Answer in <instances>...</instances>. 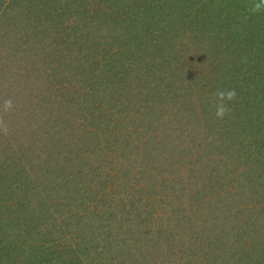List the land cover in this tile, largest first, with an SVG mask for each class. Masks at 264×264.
I'll return each instance as SVG.
<instances>
[{"label":"rangeland","instance_id":"obj_1","mask_svg":"<svg viewBox=\"0 0 264 264\" xmlns=\"http://www.w3.org/2000/svg\"><path fill=\"white\" fill-rule=\"evenodd\" d=\"M22 2L26 8L27 0ZM2 3L5 11H1ZM17 3L0 0L4 21L10 12L24 13L13 15L11 22L21 29V37L13 40V34L6 31L3 41H7L0 39V264H51L58 258L69 264H259V259L264 264V243L254 244L253 252L241 255L243 260L232 256H240L236 249H241L243 229L251 225L255 237L264 234L260 219L264 209L256 221L253 208L264 205V143L261 135H253L257 115L264 114V66L247 58L238 60L234 52L244 45L238 46L239 41L258 36L243 55L254 51L264 58V34L261 37L259 30L264 27V0H170L174 13L159 8L161 19L151 20L154 25L148 28L153 34L142 35L138 45L123 44L121 73L116 71L119 82L96 65L86 67L83 57H75L78 48L72 42L65 47L50 43V37H60L50 32L47 21L44 31L49 39L38 45L29 40L39 2L30 12L18 7L13 11ZM75 9L92 19L94 5L88 1H78ZM175 12L188 31L177 26ZM126 13L119 10L117 16H107L118 22L127 19ZM168 20L170 25L163 26ZM77 21L73 15L62 20L61 36L77 41L72 36ZM225 21H229L223 29L228 36L224 34L222 40L218 30ZM102 24H107L105 18ZM164 31L170 37L160 42L158 36ZM92 37L98 47L102 37ZM148 39L159 42L152 46L154 62L149 58ZM116 43L111 51L120 46ZM181 44H188L186 54L176 53ZM232 44L237 45L232 48ZM226 45L231 46L227 54L215 55V49ZM137 50H145L144 56H136ZM48 51L53 55L48 62L57 59L47 70L42 59ZM112 55L106 52L100 60L116 64ZM168 84L179 85L183 92L169 98L176 108L157 106L168 93ZM17 96L23 97L21 102ZM183 97L192 102L186 105ZM41 99L52 101L53 106L41 104ZM85 99L93 100L89 107L80 112L72 109L73 115L59 123L57 116L65 117L71 110L64 103L84 104ZM6 101L11 102L10 109L17 107L14 112L10 113ZM241 102L247 110H241ZM220 108L224 113L218 116ZM36 111L40 116L32 117ZM45 129L57 132L53 140L44 134ZM90 170L108 174L110 180L122 174L129 185L117 193V210L124 207L130 213L133 207L134 213L144 214L148 231L140 224H128L126 229L132 228L133 235L128 245L119 244L123 235L113 226L118 220L126 223L127 215L121 211L115 217L99 216L105 213L101 212L103 200L96 203L86 195L92 179L80 181L88 178ZM66 189L74 191L68 200L81 206L86 202L88 209L97 207L87 214L95 215L93 223L87 217L89 226L67 223L60 216L45 223L32 215L37 210L45 212L44 216L53 210L56 216L65 214L60 206ZM81 195L84 200L76 199ZM43 226L50 233L36 231ZM54 230L59 232L54 234ZM148 239L155 248H146Z\"/></svg>","mask_w":264,"mask_h":264},{"label":"trees","instance_id":"obj_2","mask_svg":"<svg viewBox=\"0 0 264 264\" xmlns=\"http://www.w3.org/2000/svg\"><path fill=\"white\" fill-rule=\"evenodd\" d=\"M15 1H17L19 3L15 4L11 7V9L13 11H15V9H16L15 7H18L21 9L25 8V6L23 5L24 2H22L23 0H15ZM37 1L39 3L36 4ZM78 1L80 2L81 0H78ZM78 1L77 0H27V2H26L27 6L25 9L28 8V12H30V10L34 7L35 4H36L35 6L39 8V13H38L39 15L35 19V22L33 23V25L30 26L31 33L30 32L28 33V39L29 40L31 39V41L33 39L35 41L36 45H38L39 42L45 41L47 38L49 39L48 34H46V32L44 31V27L46 26V21H47L50 24V26H49V30H51L50 32L53 35L59 34V37H60L59 40H57L55 37H50L51 38V40L49 39L50 43L56 42V46H57V43L59 42L61 47H65L72 42V45H76L74 47L78 48L79 54L74 53L75 57H77V58L83 57L85 59L84 65L86 67H88V65L95 67V65H96L98 67V69H100L102 71V73L104 75L106 74V71L110 72V75H112L116 79L117 82H119V77H118L119 73L117 74L116 71L119 69H122L121 66L119 65L120 64L119 60L123 56V53H124L125 45L123 46V44L126 42H132V43L138 45V42H141V36L142 35H145L147 33H151V34L154 33L152 30H151V32H149L148 28H149V26L154 25V23H152V25H151V20L153 21V20H157L160 18L159 8L161 10L166 9L169 12H170V9H172L170 7V4H171L170 0L169 1H166V0H162V1L161 0H83L86 2L88 1V3L94 5V9L91 12L92 19H89L88 17L85 16L84 13H81L79 11L78 12L75 11L76 10L75 8L78 6ZM110 2L112 4H110ZM2 5H3V3L1 4V6ZM4 8H7V7L3 5L1 8V11H5ZM106 9L110 10V13H107ZM119 10H123V11L126 10L127 11V13H128L127 19H125V20L123 19V20H120L118 22H117V20L109 19V17L107 15L112 14L113 16H117L118 15L117 12H119ZM171 11H172V13H174L173 9ZM227 11H229V9ZM10 13L12 15L9 18H7L5 21L0 18V39H2L1 43L7 41V40L3 41V37L6 33V31L13 34V36H12L13 40L16 38V36L17 37L20 36V30L21 29L19 30V28L16 27L14 25V23H11V22L14 19L13 15H15V16L18 15V17H21L24 13L23 12H21L20 14H18V13L14 14L12 12H10ZM69 15H73V17L76 18V21L79 19L77 21V28H73V30H72V36H74L75 40H77L75 42L72 41V39L70 38V35L61 36L63 33V30H64V27L62 25V20L63 21L67 20ZM24 17L27 18V15L25 14V16H23V18ZM104 18H105V21L107 22V24H102V22L104 21ZM173 18H175L177 20V26L179 28L187 30L186 26H185L186 22L184 20L180 19V16L178 15V13L176 14V12H175V14L173 15ZM16 21L18 23L20 22L19 20H16ZM158 22H159V20H158ZM228 22L225 21L224 24L222 25V27L218 30L222 40H224V38H225L224 34H227L226 32H228L227 30L226 31L223 30V29L227 28ZM164 24H167V26H169L170 21L169 20L165 21L162 25L164 26ZM225 25H226V28L224 27ZM262 26L259 27L261 37L264 34V32H263L264 27H262ZM26 31H28V30H26ZM52 34H50V36ZM93 34L98 35V36L103 38V39L99 38L100 42L97 43L98 47L94 44V37H92ZM156 34H157L156 36L159 35L158 33H156ZM169 34H170V32H166V31L162 32V34L158 36V38H160V42H161V40H162V42L167 41L166 38L170 37ZM29 35H31V37H29ZM227 36H228V34L226 35V39H227ZM256 37H258V36H255L254 39L251 38V40L246 38V39H242V41H239L238 46L241 44H244V45L240 46V48H238L237 51L234 50V52L237 53V54H235V56L238 60H240L241 58H247V59H250V61L253 60L257 64L264 66V58L262 59L260 56L255 54L254 51L250 52L248 55H243L247 51V50H244V48L246 46H248L249 44L251 45L256 40ZM137 38H139V39H137ZM143 39H144V37H143ZM149 40H151L150 41V49H149V51L151 53H149V58H152L156 55V52L152 46L154 44H158L159 42H156V40L153 41L152 39H148L147 43H149ZM60 41H62V42H60ZM115 43L120 44V46L117 45L116 49L111 51L109 48H111V46H115L114 45ZM228 43L229 42H227L226 44H228ZM59 44H58V46H59ZM94 45H95V47H94ZM127 45L128 44L126 43V46ZM182 45L183 44H181V47L177 48L176 53L180 52L181 54L182 53L186 54L189 51L188 44L183 45V46ZM236 45L237 44H232V48H235ZM230 48H231L230 45H226L225 47L221 46V47L215 49L214 53L217 56L222 55V54H227L226 50H231ZM126 50L129 52V50L127 48H126ZM248 50H251V48H248ZM160 51H161V49H160ZM106 52H111L113 54L112 56H114V61L116 62V64H114L113 62H108L109 60L108 61L107 60H104V61L100 60V59L104 58ZM131 52H129V53H131ZM144 52H145V50H142V52H140L139 50L135 51L136 56L137 55L138 56H142V55L144 56ZM50 53L51 52H49V55H46L43 59L40 58L45 63L44 64L41 61L42 64H44L46 66L47 70L49 69L52 62L57 59L56 57H52V60L48 62L46 59L48 57L53 56ZM132 54H133V52H132ZM19 56H21V57L23 56L22 51H21V54ZM124 57H125V55H124ZM98 60L100 62H98ZM152 60H153V58H152ZM153 62H154V60H153ZM173 63L174 62H171V65H173ZM28 70H29V68H28ZM119 72L121 73V70H119ZM100 76H103V75H98L97 77H100ZM128 81L131 82L129 78H128ZM168 85L169 86L168 87L166 86L167 89L165 91L166 93L167 92L168 93L166 95L162 96V97H164V99L162 98L163 101L160 100V104L157 105V106H160V108H162L164 106L169 107V108H176L175 102H173L174 105H171L173 103L169 101V98H171V95L176 93V92H179L176 95H179L182 92L179 85H177V84H173V86L171 84H168ZM112 86H115V87L119 86V83L112 84L110 87H112ZM128 86H130V84L126 85L127 89H128ZM164 86H165V84H164ZM129 89H131V88L129 87ZM74 91H76V89ZM182 94H183V92H182ZM22 98L23 97H21V96H17L16 100L18 102H21ZM183 98L186 99V100H184L186 105L189 102L190 103L192 102V98H186V97H183ZM183 98H182V104L185 106ZM74 100H76V99H74ZM177 100H179V99H177ZM41 101H40L41 104L45 103V104H50L51 106H53L52 101L50 102V101H47L44 99H41ZM69 101L64 103L65 104L64 106H65L66 110H68V109H71V110H69V113H67L65 117H61L60 115L57 116V120H59V123L66 121L68 118H70L73 115L72 109H77V111L79 110V112H80L81 110H83L84 106H86V108L89 107L90 102H92L93 100L91 101V99H90L89 102L86 100L84 104L81 102L80 103L77 102V104H74L73 100H69ZM67 105H68V107H66ZM240 105H243V102H241ZM71 107H73V108H71ZM178 107H180V105ZM16 108L17 107L10 109V107H9L10 113L14 112V109H16ZM19 108H21V106ZM52 109H54V107H52ZM241 110L244 111V110H247V108L243 105V108ZM256 110H257L256 108L251 107V111L255 112ZM39 113H41V112L36 111V113H33L32 117H35L34 115L39 114ZM176 114L179 115V112H177ZM181 115H184V114H181ZM38 116H40V114ZM257 116H258V122H256L257 131H254L253 135H256V136L261 135L260 140L262 143H264V132H263L264 131V114H259ZM53 117H55V115ZM57 120L55 118H53V121H57ZM51 121H52V119H51ZM44 134L49 136V138L51 140H53L55 137L54 135H56L57 132L53 131V133H49L45 129ZM66 134H67V131H66ZM50 139H49V141L51 142ZM58 139L60 140V138H58ZM185 139L186 138H184V140ZM189 142L190 141L186 142L187 146L189 145ZM56 143L59 144L57 141H56ZM66 143H67L66 141L64 143H62V150H63V151L61 150L62 156H64L66 154ZM166 161H168V159ZM163 162L165 164L168 163V162H165V160H163L162 163ZM170 166H169V168H170ZM97 171L98 170L88 171L87 172L88 178H86L87 177V175H86L85 177H82L80 181H86L89 178L92 179V182H90V186L87 189L88 194H86V195L87 196H93L91 199L92 200H98V201H95L96 203H99V200L101 203L103 200L104 203L101 204V207H102L101 212H105V213L102 215H99V216H101L102 218H107L104 215L107 214L110 217V216H113L115 213H120L121 211L123 212V213H121V215L122 214L127 215V217L124 218L127 221L126 223L123 222V224H121V221L118 220V222H115L114 223L115 225L113 226V229H115V232H119L120 234L123 235L121 238L122 240L119 242V244L121 246L123 245V247H124L125 244L128 245V241H129V239H131V236L133 235L130 232V230L132 228H129V230L126 229L128 227V224H129V227H131L132 224H134V226H136V224H140V227L143 229V231H148L149 225H150L148 223L149 220L146 219L144 214H140V215L136 214L137 210H136V213H134L133 207L130 208V210H129L130 213H128V212L125 213L122 210L124 207L120 210H117V208H118L117 193L120 190V187L122 188L123 186L126 185V183L128 184L127 180L122 176L121 173H120V176L115 177V178L113 177L112 180H110L108 177V174L101 175L99 172L95 174V172H97ZM173 176H174V173H173ZM84 178L86 180H83ZM171 178H173V177H171ZM87 182H85V184ZM73 194H74V191L71 189H66V191L64 192L63 197L65 200H63L64 204L60 206V210L62 212H64L65 214H62L60 212L56 216L55 215L56 211L51 210L52 211L51 215L48 213V216H44L45 212L42 211L41 213H43V214H41L40 213L41 210H37V211H34L32 215H34L36 218H40V219H38L40 222H45V223H48L49 220H52V219L55 220V218L60 216L67 223H73V224H78V225H82V226H89V224H86L87 217L93 223L95 215L87 216V214L90 213L91 211H94V209H96L97 207L93 206V208H89L90 209L89 210L88 207H90V204H86V202L83 204V206H81V205L76 204L75 202H72L73 200L72 201L68 200L69 198H72ZM97 198H99V199H97ZM76 199L84 200V197H83V195H81L80 197H78ZM95 202H93V203H95ZM84 205H85V207H84ZM262 206H264V205L253 206L254 211H256V214H257V216L254 218L256 221H257L258 217H260V216H258L259 215L258 212H260L261 210L264 209V207H262ZM72 213L75 214L77 216V218L72 216ZM115 215H117V214H115ZM115 215L113 217H115ZM129 215H131L130 221H128L130 218ZM38 216H40V217H38ZM66 216H68V217H66ZM71 217H72V219H70ZM95 219L97 221L100 220L99 217H95ZM260 219L263 222V226H264V217L260 218ZM84 221H85V223H84ZM252 224H254V222H252ZM36 226L39 227L40 224L37 223ZM44 227L45 226H43L42 228H40L39 230H36V231H38L39 234H43V235L50 233V231L48 233L44 232L43 231ZM54 228H56V227L54 226ZM118 229H120L121 231ZM243 230H246V231H245L244 236H243V240L241 243L242 245L237 242L238 244H240L241 249H239V248L236 249V250H238V255H240V256L245 255V253H247L249 251L253 252L252 249L255 248L254 244H256V245L259 244V246H261L264 243V238L262 237L264 234H262L261 236L255 237L254 231H253L251 225L249 226L248 229H243ZM57 232H59V231L54 230V234ZM51 234H53L52 231H51ZM149 235L152 236V233L150 232ZM146 242H147L146 248L147 247H149L151 249L155 248V246L153 244H151V239H148V241L146 240ZM246 242L247 243L250 242V244L246 246ZM262 252H264V251H262ZM232 256L238 257L240 260H243L245 258V256L240 257V256H237L235 254ZM261 256H263V255H261ZM259 257H260V255H259ZM69 263H70V261H65L63 263L60 258H58V260L56 259V261H51V264H69ZM258 263L260 264V259H259ZM74 264H77V263H74ZM233 264H236V263H233Z\"/></svg>","mask_w":264,"mask_h":264},{"label":"clouds","instance_id":"obj_3","mask_svg":"<svg viewBox=\"0 0 264 264\" xmlns=\"http://www.w3.org/2000/svg\"><path fill=\"white\" fill-rule=\"evenodd\" d=\"M229 95H232V94L230 93ZM5 106L6 107H10L11 106V102L10 101H6L5 102ZM223 113H224V109L223 108L218 109V111H217V115L218 116L223 115Z\"/></svg>","mask_w":264,"mask_h":264}]
</instances>
